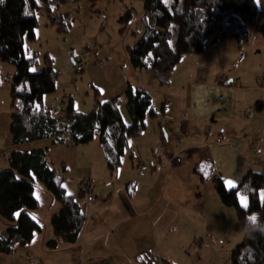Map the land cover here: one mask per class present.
I'll list each match as a JSON object with an SVG mask.
<instances>
[{"label":"trees","instance_id":"trees-1","mask_svg":"<svg viewBox=\"0 0 264 264\" xmlns=\"http://www.w3.org/2000/svg\"><path fill=\"white\" fill-rule=\"evenodd\" d=\"M61 1L64 0L0 2V61L15 68L8 80L11 142L51 137L59 143L66 135L74 144H81L97 136L106 164L113 171L121 163L129 138L144 130L147 119L154 117L156 110L146 89H133L129 85L118 97L106 101L96 99L93 108L86 112L73 106L71 94L65 95L67 99L61 106L43 103V96L55 90L58 71L47 54L43 56L42 67L32 71L38 56L36 52L26 56L24 42L26 38H35L36 11L40 8L46 14L47 25H53L60 32L71 27L72 17L67 12H58L57 4ZM142 4L143 28L128 46L129 62L133 68L153 71L160 84L167 83L168 75L183 53L201 52L208 36L212 42L227 38L242 41L253 29L264 39V17L257 0H142ZM130 17L131 10H126L121 23L125 24ZM72 60L75 67L80 63L75 57ZM2 79L0 72V84ZM120 101L130 117L128 124L121 118ZM65 170L64 165L56 168L48 163L46 148L9 152L7 166L0 167V218L6 223L0 233L1 252L10 253L15 244L29 243L33 232L40 229L32 215L39 207L34 193L35 179L42 182L44 190L60 206L49 219L53 236L46 241L47 246L76 240L85 219L80 206L83 194L67 191L63 185ZM193 171L200 181L211 180L222 204L235 209L234 227L242 233V240L231 251L232 263L264 264V233L248 227L253 221L264 223L261 192L264 174L248 171L236 187L229 188L214 174L209 160L197 161ZM129 185L133 184L126 182L127 188ZM241 197L246 200L245 206L240 203Z\"/></svg>","mask_w":264,"mask_h":264},{"label":"rangeland","instance_id":"rangeland-1","mask_svg":"<svg viewBox=\"0 0 264 264\" xmlns=\"http://www.w3.org/2000/svg\"><path fill=\"white\" fill-rule=\"evenodd\" d=\"M257 2L264 17V0ZM57 9L72 17L71 27L66 32L57 31L53 25L46 24L43 9H38L35 38L25 39V55L37 53L38 63L32 69L38 70L42 67L43 56L47 54L51 57L52 66L58 71L55 90L43 96V103L61 106L67 99L65 95L72 94L73 106L77 110L90 111L94 104L89 100L93 98V88L83 76L82 68L76 69L72 58L75 57L85 68L91 61L89 58H94V52H97L103 59L114 57L126 67V62H129L128 46L141 34L143 28L140 20L142 0H64L57 4ZM126 10H131V17L123 24L120 18ZM253 32L252 29L251 33ZM211 40V36L206 37L201 52L183 53L193 58L188 60V57H183L177 70L183 73L186 71L187 74L190 69L203 64L217 78L230 76L235 67L250 70L251 66L252 70V65L246 62H234L233 65L232 60L236 56L232 48L210 47ZM256 65L254 72L264 71V59ZM14 71L12 64L0 61V72L3 75L0 95L5 97L1 98L3 100L8 96V102L9 94L7 95L6 89L8 90V80ZM180 72L176 71L175 74ZM233 75L235 76V71ZM122 112L124 121L128 122L123 108ZM131 140L134 143L126 148L121 163L117 166L118 174L113 173V176L108 175L110 169L106 159L102 160V152L97 151L95 154L94 174L99 172L102 177L97 187L100 191L105 189L110 196L104 199L97 194L95 201L99 203L90 204L87 210L84 209L85 220L81 226L84 234L81 239L84 241L86 237L104 234L110 229L113 230L112 239L119 240L120 231L129 229L127 250L118 254L108 250L112 256L118 255V260L123 264H233L231 251L242 240V233L234 227L235 209L219 206L220 201L211 181H200L189 167L162 164L150 169L151 161L140 147V134L131 137ZM131 151L134 157L131 156ZM103 164L104 167L100 168ZM130 179L133 184L130 190L135 193L131 204L125 197H121L123 183ZM94 180L95 177L91 179L93 194ZM35 183V197L40 202L37 212L40 215V225L46 231L50 228L47 216L49 202L56 201L44 190L40 180L35 179ZM63 185L69 193L77 194V185L70 179H66ZM83 201L82 196L80 202ZM240 203L242 206L246 205L244 197L240 198ZM127 216L129 220L121 222ZM135 247L142 248V252H134ZM105 251L107 250L100 249L94 256Z\"/></svg>","mask_w":264,"mask_h":264},{"label":"crops","instance_id":"crops-1","mask_svg":"<svg viewBox=\"0 0 264 264\" xmlns=\"http://www.w3.org/2000/svg\"><path fill=\"white\" fill-rule=\"evenodd\" d=\"M209 46L232 48L236 56L232 64L246 62L252 65V70L251 66L250 70L235 67L230 76L217 78L206 65L201 64L185 74L186 71L183 73L177 69L183 57L190 60L193 56L183 54L168 75L167 83L160 84L151 70L133 68L130 62H126L124 67L118 59H103L95 52L94 58L89 56L91 61L85 68L82 67V74L93 88L90 103L96 99L106 101L118 97L128 85L133 89L144 88L150 93L156 114L147 119L146 127L140 133V147L146 158L151 161L150 169L169 164L193 170L197 161L209 160L214 174L221 178L224 185L228 187L225 181L231 180L236 187L248 171L264 174V71H253L254 66L264 59V39L257 32H253L242 41L227 38L210 41ZM176 71L181 75L175 74ZM234 71L236 77L233 75ZM229 80L230 82L225 84V81ZM6 93L8 95L7 89ZM1 98L5 97L0 95V167L7 166V156L11 150L30 151L46 148L47 161L52 167L65 166L64 181L70 179L76 184L81 179L96 178L93 199L80 202L84 216V209L87 210L90 204L99 203L95 201L97 194L108 199L110 193L105 189L100 191L97 187L102 178L100 173L94 174L95 154L97 151L102 152L97 136L90 142L81 144H74L66 135L59 143L54 142L51 137H46L13 144L9 132L8 96L6 100ZM118 107L123 122L128 124L130 117L122 101ZM122 108L126 112L128 122L123 119ZM131 143L134 142L130 137L128 147ZM133 154L131 151L132 157ZM105 159L102 152V160ZM103 167L104 164L100 166ZM113 173L118 174V169L109 170L108 175L113 176ZM128 181L131 179L126 182ZM126 182L123 183L121 197H125L131 204L135 193L130 190L131 185L126 187ZM262 194L264 195V188ZM52 201L50 200L47 211L49 219L60 207L58 202ZM219 206L231 207L223 205L221 201ZM37 209L33 210L32 215L40 229L33 232L29 243L15 244L10 253L0 251V264H123L118 260V255L112 256L108 250L115 254L125 252L129 244V229L120 231L119 240L112 239L113 230L109 229L104 234H95L83 241L81 237L84 231L82 232L81 227L74 242L59 241L55 247H48L46 241L52 238V230L49 226V229L43 231ZM128 218H122L121 222H127ZM1 223H4L3 219L0 220L2 234L6 224L1 226ZM100 249L107 251L95 257L94 254ZM141 249L135 247L133 251L142 252Z\"/></svg>","mask_w":264,"mask_h":264},{"label":"built area","instance_id":"built-area-1","mask_svg":"<svg viewBox=\"0 0 264 264\" xmlns=\"http://www.w3.org/2000/svg\"><path fill=\"white\" fill-rule=\"evenodd\" d=\"M81 64L76 65V69H81ZM78 192L83 194L84 201L88 202L93 199V185L90 179H81L76 183Z\"/></svg>","mask_w":264,"mask_h":264},{"label":"clouds","instance_id":"clouds-1","mask_svg":"<svg viewBox=\"0 0 264 264\" xmlns=\"http://www.w3.org/2000/svg\"><path fill=\"white\" fill-rule=\"evenodd\" d=\"M251 230L258 231L264 233V223H260L257 221H253L248 226Z\"/></svg>","mask_w":264,"mask_h":264},{"label":"snow or ice","instance_id":"snow-or-ice-1","mask_svg":"<svg viewBox=\"0 0 264 264\" xmlns=\"http://www.w3.org/2000/svg\"><path fill=\"white\" fill-rule=\"evenodd\" d=\"M0 2H2V0H0ZM37 2H39V0H37ZM149 55H151V53H149ZM31 70L35 71V69H31ZM225 183L227 184L228 187H234V182L231 180L225 181ZM14 215H18V213H14ZM33 219H35V217H33ZM250 219L254 220L255 217H250Z\"/></svg>","mask_w":264,"mask_h":264},{"label":"water","instance_id":"water-1","mask_svg":"<svg viewBox=\"0 0 264 264\" xmlns=\"http://www.w3.org/2000/svg\"><path fill=\"white\" fill-rule=\"evenodd\" d=\"M74 55H75V53H74ZM73 59V58H72ZM73 61V60H72ZM230 82V80L229 81H225V84H228Z\"/></svg>","mask_w":264,"mask_h":264}]
</instances>
